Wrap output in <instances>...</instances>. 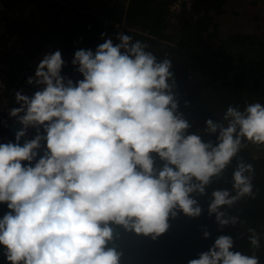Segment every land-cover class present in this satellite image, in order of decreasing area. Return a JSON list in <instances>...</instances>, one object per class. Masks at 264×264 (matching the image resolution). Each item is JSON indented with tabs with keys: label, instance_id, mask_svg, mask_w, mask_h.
I'll list each match as a JSON object with an SVG mask.
<instances>
[{
	"label": "clouds",
	"instance_id": "1",
	"mask_svg": "<svg viewBox=\"0 0 264 264\" xmlns=\"http://www.w3.org/2000/svg\"><path fill=\"white\" fill-rule=\"evenodd\" d=\"M117 39L119 44L108 39L95 53L76 51L72 63L83 79L75 85L61 75L64 61L56 51L28 80L41 90L31 98L16 93L21 106L10 115L23 129L17 143L0 144V203L11 210L0 219V246L10 264H120L122 253L110 246L116 227L155 240L177 211L199 217L193 194H206L244 141L264 145V106L258 102L243 111L229 106L227 126L207 119L205 131L218 133L215 144L187 134L190 125L173 95L171 61L158 60L129 35ZM29 127L37 135L21 146ZM41 141L47 151L32 166ZM252 174L250 164L239 162L235 195L212 193L208 212L221 227L239 222L222 209L253 195ZM249 232L258 248V235ZM232 248V238L220 236L189 264H259L255 255Z\"/></svg>",
	"mask_w": 264,
	"mask_h": 264
},
{
	"label": "trees",
	"instance_id": "2",
	"mask_svg": "<svg viewBox=\"0 0 264 264\" xmlns=\"http://www.w3.org/2000/svg\"><path fill=\"white\" fill-rule=\"evenodd\" d=\"M1 2L14 19L11 29L19 33L22 30L27 32L24 29L27 25L29 30L38 33L41 29L39 23H45L47 14L55 13L60 8L58 2L83 11H78L72 28H56L55 32L60 36L54 38H59L60 44H52V54L59 51L64 61L61 75L74 85L82 80L78 65L72 63L76 51H92L93 46L103 44L108 39L113 40L116 35L113 25L125 24L128 29L125 28L122 34L147 44V50L158 60L167 58L171 61L175 82L173 95L178 102V114L190 125L187 134L199 135L205 143L211 141L215 144L218 137V133L208 134L205 131L207 119L227 126L223 118L229 106L238 107L241 111L252 103L258 102L264 106V36L259 31H239L220 36L212 39L210 49H199L205 31L195 34L194 28L197 23L203 25L207 15L223 9L226 0H194L191 10L182 11L179 15L169 14L167 0H129L124 10L120 6L122 3L115 5L107 0ZM260 3L263 4L264 0H260ZM68 14L73 16L71 11ZM5 19L8 20V16L5 15ZM105 19L111 24L104 26ZM41 39L44 40L43 34ZM25 50L27 56L33 58L40 54L41 47L30 43L25 45ZM20 106L18 103L17 107ZM9 124L10 121L0 117V144L17 143L16 138L5 135ZM39 131L41 135H46L42 127ZM3 135L5 139L1 138ZM26 135L31 141L36 137L37 129L29 127ZM45 151L46 141H41L32 166ZM152 155L156 166L162 167L160 158ZM239 162L250 164L253 168V195L241 198L231 208H223L229 217H238L239 222L221 227L216 222L215 214L210 216L208 212L212 193L228 190L235 195L233 173ZM22 165L27 166L28 162L24 161ZM193 198L202 209L201 215L188 217L177 211L176 217L169 219L166 233L155 240L116 227L117 236L110 246L122 253L120 264H189L190 260L199 259L201 254L208 252L220 236L232 238V251L255 255L259 264H264V145L244 141L240 152L221 176L213 178L206 188V194L200 196L194 193ZM9 211L6 203H0V219ZM249 229H253L259 237L258 248L250 244ZM205 232L209 233L208 238L204 237ZM3 252V246H0V264H10Z\"/></svg>",
	"mask_w": 264,
	"mask_h": 264
},
{
	"label": "built area",
	"instance_id": "3",
	"mask_svg": "<svg viewBox=\"0 0 264 264\" xmlns=\"http://www.w3.org/2000/svg\"><path fill=\"white\" fill-rule=\"evenodd\" d=\"M107 2L115 5L122 3L125 4L126 8L129 0H107ZM193 3L194 0H167L168 12L172 15H178L182 11L191 10ZM5 15L8 16V20L5 19ZM13 22L11 13L0 0V117H4L10 122L18 118L10 115L12 109L18 108L16 93L20 92L31 98L35 92L41 90V87L29 84L28 80L35 77L42 57L39 56L34 59L26 57L24 47L28 43V38L24 30L19 33L11 29ZM110 24L111 21H104V26ZM124 29L125 26L122 22L113 25L116 34L112 40L114 45L120 43L117 37ZM100 45L102 43L95 46L93 53ZM53 50L54 46L51 43L45 44V56L52 54ZM1 138L5 139V136L3 135Z\"/></svg>",
	"mask_w": 264,
	"mask_h": 264
},
{
	"label": "rangeland",
	"instance_id": "4",
	"mask_svg": "<svg viewBox=\"0 0 264 264\" xmlns=\"http://www.w3.org/2000/svg\"><path fill=\"white\" fill-rule=\"evenodd\" d=\"M261 1L263 2V0ZM206 19L207 21H204L203 25L197 23V27L194 28L195 34H200L201 30L205 31L201 36L202 42L199 49H210L212 39H218L220 36L224 37L239 31L245 33L259 31L264 36V3L261 4L260 0H226L223 9L207 15ZM24 29L26 30V28ZM27 32H25L26 36ZM41 51L42 61L45 46Z\"/></svg>",
	"mask_w": 264,
	"mask_h": 264
},
{
	"label": "crops",
	"instance_id": "5",
	"mask_svg": "<svg viewBox=\"0 0 264 264\" xmlns=\"http://www.w3.org/2000/svg\"><path fill=\"white\" fill-rule=\"evenodd\" d=\"M58 4L60 8L55 13L47 14L45 23H42V22L39 23V26L41 27V29L39 32H38V29L36 30L38 33H34L31 30H29L28 25H27L26 30L28 31L27 32L28 43L26 45H29L31 43L33 45H39L41 49H44V46L47 43H51V44L55 43L56 45L60 44L59 38H54V37L60 36V34L55 32L56 28L57 27H61L63 29L72 28V25L75 23L77 19L76 15L78 11L83 12L81 11V9L73 7V5H65V3H60V2H58ZM120 6L122 10L125 9V4H120ZM70 11L73 12V16H69L68 12ZM124 26L126 29H128V27L125 24ZM41 34L44 35V40L41 39ZM100 41H103V40L100 39ZM94 47L95 46L92 47V51ZM24 53L28 59H34L40 56L39 54V55L34 56L33 58H29V56H27L25 47H24ZM44 57H45V53H44Z\"/></svg>",
	"mask_w": 264,
	"mask_h": 264
},
{
	"label": "water",
	"instance_id": "6",
	"mask_svg": "<svg viewBox=\"0 0 264 264\" xmlns=\"http://www.w3.org/2000/svg\"><path fill=\"white\" fill-rule=\"evenodd\" d=\"M20 115L22 116V115H24V113H21ZM22 129H23V125L19 122V117H18L16 120H13V121L10 122V124L8 126V129H7L5 135L6 136L10 135V136H13L14 138H16L17 132L20 131V130H22ZM25 141H30L26 134H25L24 137H22L19 140V143L23 146V144L25 143Z\"/></svg>",
	"mask_w": 264,
	"mask_h": 264
}]
</instances>
